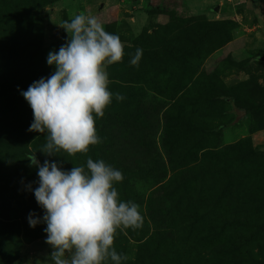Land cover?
I'll return each mask as SVG.
<instances>
[{
	"label": "rangeland",
	"instance_id": "374dc122",
	"mask_svg": "<svg viewBox=\"0 0 264 264\" xmlns=\"http://www.w3.org/2000/svg\"><path fill=\"white\" fill-rule=\"evenodd\" d=\"M79 13L118 35L125 55L107 68L101 143L48 157L21 91L55 71L47 56ZM32 154L122 173L114 187L144 220L117 230L122 264H264V0H0V264H51L46 224L28 222L44 215Z\"/></svg>",
	"mask_w": 264,
	"mask_h": 264
},
{
	"label": "clouds",
	"instance_id": "9594fccd",
	"mask_svg": "<svg viewBox=\"0 0 264 264\" xmlns=\"http://www.w3.org/2000/svg\"><path fill=\"white\" fill-rule=\"evenodd\" d=\"M68 39L58 51L49 52L47 64L55 71L34 81L21 95L30 105L34 120L29 131L47 133L40 152L57 156L61 150L70 156L88 153L101 143L96 118L103 117L112 103L109 90L110 65L122 62L124 44L118 35L105 31L93 15L75 14L62 26ZM142 49L130 63L138 66ZM115 98L124 97L116 93ZM27 160L38 169L34 196L44 210L42 219L34 212L28 216L35 228L45 223L46 243L53 249L51 264H122L127 256L114 247L117 230H136L143 226L140 206L120 199L114 187L122 173L104 160L87 159L84 166L62 170L57 162L41 165L36 154ZM33 191L32 185L28 186Z\"/></svg>",
	"mask_w": 264,
	"mask_h": 264
},
{
	"label": "trees",
	"instance_id": "16d2710c",
	"mask_svg": "<svg viewBox=\"0 0 264 264\" xmlns=\"http://www.w3.org/2000/svg\"><path fill=\"white\" fill-rule=\"evenodd\" d=\"M251 2H252V0H251ZM240 6V5H239ZM257 13L260 15V16H262L263 17V15H262V13L259 11V7L257 8Z\"/></svg>",
	"mask_w": 264,
	"mask_h": 264
},
{
	"label": "water",
	"instance_id": "95a60500",
	"mask_svg": "<svg viewBox=\"0 0 264 264\" xmlns=\"http://www.w3.org/2000/svg\"><path fill=\"white\" fill-rule=\"evenodd\" d=\"M213 10L214 11H218L219 10V5H216Z\"/></svg>",
	"mask_w": 264,
	"mask_h": 264
},
{
	"label": "crops",
	"instance_id": "0c3cea01",
	"mask_svg": "<svg viewBox=\"0 0 264 264\" xmlns=\"http://www.w3.org/2000/svg\"><path fill=\"white\" fill-rule=\"evenodd\" d=\"M227 8H228V9H227V10H225V11H226V12H230V11H229V10H230V9H229V7H227ZM231 9H232V8H231ZM231 11H232V10H231ZM223 13H224V12H223Z\"/></svg>",
	"mask_w": 264,
	"mask_h": 264
}]
</instances>
